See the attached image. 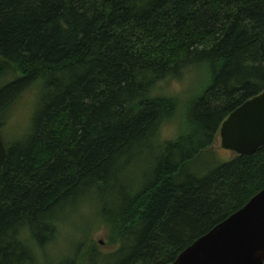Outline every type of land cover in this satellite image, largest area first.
Returning <instances> with one entry per match:
<instances>
[{
  "label": "trees",
  "instance_id": "1",
  "mask_svg": "<svg viewBox=\"0 0 264 264\" xmlns=\"http://www.w3.org/2000/svg\"><path fill=\"white\" fill-rule=\"evenodd\" d=\"M198 68L203 84L168 93ZM34 87L30 126L5 144L0 264H40L84 204L115 248L87 264H172L264 189V147L191 171L264 92V0H0L1 136Z\"/></svg>",
  "mask_w": 264,
  "mask_h": 264
},
{
  "label": "water",
  "instance_id": "2",
  "mask_svg": "<svg viewBox=\"0 0 264 264\" xmlns=\"http://www.w3.org/2000/svg\"><path fill=\"white\" fill-rule=\"evenodd\" d=\"M220 147L238 156L264 147V92L232 112ZM7 150L0 134V173ZM172 264H264V189L242 209L186 248Z\"/></svg>",
  "mask_w": 264,
  "mask_h": 264
},
{
  "label": "rangeland",
  "instance_id": "3",
  "mask_svg": "<svg viewBox=\"0 0 264 264\" xmlns=\"http://www.w3.org/2000/svg\"><path fill=\"white\" fill-rule=\"evenodd\" d=\"M203 71L198 68L193 71L194 73L186 75L183 81L172 83L167 88L168 93L178 95L188 86L194 88L203 84L201 81ZM40 97V89L34 87L24 93L9 109L6 120L7 125L4 132H2L3 141L7 147L21 141L24 136L23 133L31 124L32 114L34 115L38 108ZM177 127V121L175 120L166 124L161 131L163 141L173 140L178 134ZM235 158V153L220 147V139L218 138L209 152L202 154L192 164L191 171L198 176H203ZM136 168L140 170L141 174L146 172L141 164H136ZM67 214L69 215L67 222L62 227L60 226L55 241L43 253L39 252L40 264H58L63 259H70L77 251V264H87V257L92 250L100 256H108L115 251V248L110 245L108 230L99 220L98 206L84 204L79 209L70 211ZM90 259V264H92L95 259L92 257ZM90 259H88V262H90Z\"/></svg>",
  "mask_w": 264,
  "mask_h": 264
}]
</instances>
